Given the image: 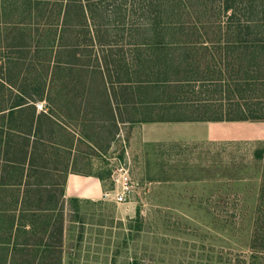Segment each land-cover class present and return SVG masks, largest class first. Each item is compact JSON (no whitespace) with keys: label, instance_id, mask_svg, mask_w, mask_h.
<instances>
[{"label":"rangeland","instance_id":"obj_1","mask_svg":"<svg viewBox=\"0 0 264 264\" xmlns=\"http://www.w3.org/2000/svg\"><path fill=\"white\" fill-rule=\"evenodd\" d=\"M8 5L0 4V55L12 58L16 89L29 70L38 73L34 82L50 90L52 118L42 119L38 138L54 151L37 158V173L28 180L31 204L41 196L37 205L52 209L48 228L47 218L28 216L13 238V196L0 188V264H233L236 255L247 256L263 169L254 151L264 146V122L203 125L195 141L179 142L171 153L162 143L143 142L139 123L120 122L137 118L142 107L112 115L101 76L76 59L71 71H54L56 41L39 55L42 67L29 68L38 42L44 45L48 29L56 26L37 17L27 20L19 5L10 13ZM76 58L86 60L80 53ZM8 97L5 90L2 106ZM35 105L37 112H50L44 102ZM1 173L0 167V183ZM75 174L98 179L102 192L63 197L66 178ZM43 185L46 191L36 192ZM122 189L125 198L117 202L114 195ZM15 241L23 245L18 251Z\"/></svg>","mask_w":264,"mask_h":264},{"label":"trees","instance_id":"obj_2","mask_svg":"<svg viewBox=\"0 0 264 264\" xmlns=\"http://www.w3.org/2000/svg\"><path fill=\"white\" fill-rule=\"evenodd\" d=\"M0 4H9L10 13L19 5L27 20L37 17L56 26L48 29L44 45L38 42L29 68L42 67L39 55L56 41L54 71L60 75L67 68L71 71L76 59L79 67L101 76L112 115L142 107L137 118L122 123L264 122V0H0ZM27 25H22V32ZM25 33L30 40V32ZM24 44L29 48L31 43ZM78 53L86 60L77 59ZM11 60L0 55V98L9 92V104L4 107L0 102V188L13 196L9 233L14 238L28 216L47 218L46 228L50 226L52 209L37 205L41 196L31 204L34 190L28 180L37 173V158L45 160L54 149L38 138L42 119L52 118L50 90L34 82L38 73L29 70L16 89ZM43 64L46 79L50 62ZM60 89L62 94L65 87ZM36 102H44L50 112H37ZM254 158L263 169L249 254L236 255L233 264H264V146L254 151ZM42 190L46 191L44 185L36 192ZM56 228L60 237L61 226ZM22 246L12 243L14 251Z\"/></svg>","mask_w":264,"mask_h":264},{"label":"crops","instance_id":"obj_3","mask_svg":"<svg viewBox=\"0 0 264 264\" xmlns=\"http://www.w3.org/2000/svg\"><path fill=\"white\" fill-rule=\"evenodd\" d=\"M128 123V122H126ZM140 124L141 137L146 143H162L165 149L171 150L182 141L196 140V132L206 125L217 122L209 121H153L136 122ZM209 128V127H208ZM102 192L98 179L84 175H71L66 178L63 197L74 195L79 198H91Z\"/></svg>","mask_w":264,"mask_h":264},{"label":"built area","instance_id":"obj_4","mask_svg":"<svg viewBox=\"0 0 264 264\" xmlns=\"http://www.w3.org/2000/svg\"><path fill=\"white\" fill-rule=\"evenodd\" d=\"M125 178H123V181H122V184L124 185V184H126V182H125V180H124ZM120 181V180H119ZM125 190H126V188H125ZM124 190L122 189L121 190V192H117V193H115V195H114V199L117 201V202H122L123 200H124Z\"/></svg>","mask_w":264,"mask_h":264}]
</instances>
